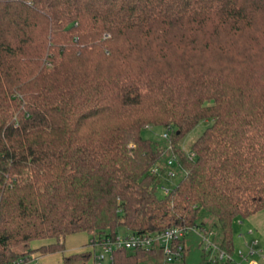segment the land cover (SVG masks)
<instances>
[{
	"label": "trees",
	"instance_id": "obj_1",
	"mask_svg": "<svg viewBox=\"0 0 264 264\" xmlns=\"http://www.w3.org/2000/svg\"><path fill=\"white\" fill-rule=\"evenodd\" d=\"M263 209L264 0H0V264L76 233L194 225L233 255L234 221ZM191 233L172 264H212ZM90 263L88 247L61 264Z\"/></svg>",
	"mask_w": 264,
	"mask_h": 264
},
{
	"label": "built area",
	"instance_id": "obj_2",
	"mask_svg": "<svg viewBox=\"0 0 264 264\" xmlns=\"http://www.w3.org/2000/svg\"><path fill=\"white\" fill-rule=\"evenodd\" d=\"M164 136L167 137V134L165 133ZM167 165L175 166L176 158L174 156L169 157ZM158 170L159 167L157 166L153 168L154 172ZM166 175L169 182H172V179L177 175V171L175 168L169 167ZM162 188L165 192H169L171 185L167 183ZM190 232L198 233L203 238L205 249L212 251V264H219L218 261L224 260L225 258L231 259L234 264H240L234 261L233 255L218 247L212 239V231H207L205 228H200L195 225L188 227H167L159 232H137L120 229L114 235L92 238L90 239L89 247L94 252L93 264H110L113 261V252L119 248L158 251L162 253V258L159 261L160 264H172L184 258V241ZM30 259L32 258H20L8 264H25Z\"/></svg>",
	"mask_w": 264,
	"mask_h": 264
},
{
	"label": "rangeland",
	"instance_id": "obj_3",
	"mask_svg": "<svg viewBox=\"0 0 264 264\" xmlns=\"http://www.w3.org/2000/svg\"><path fill=\"white\" fill-rule=\"evenodd\" d=\"M210 121H201L183 140V148L187 151H190V145L192 141H194L198 136L202 134L205 128L209 125ZM166 132V129L162 126H149L145 127L142 130V135L144 137L153 139V140H162L163 135ZM179 181V178H173L172 183H176ZM257 235L255 233H250L248 224L246 219L238 218L233 223V241L235 250L233 253L234 261L240 264H249L252 260H261V256L259 253L260 249L264 250V241H261L259 244L256 243L255 237ZM90 236L86 232L72 234L67 237V244L72 240L76 244V250L87 249L89 247ZM189 239H194V245L191 248L194 249V256L192 258L193 262L199 259L200 253L202 252V248L204 245L203 238L198 233H191L188 235ZM86 243V244H85ZM85 244V245H84ZM74 252V251H73ZM68 251L66 252V254ZM72 253V252H71ZM70 254V253H68ZM109 256V253H108ZM260 256V257H259ZM108 260V259H107ZM93 264V263H90ZM157 264H160L158 262ZM264 264V261L261 262Z\"/></svg>",
	"mask_w": 264,
	"mask_h": 264
},
{
	"label": "crops",
	"instance_id": "obj_4",
	"mask_svg": "<svg viewBox=\"0 0 264 264\" xmlns=\"http://www.w3.org/2000/svg\"><path fill=\"white\" fill-rule=\"evenodd\" d=\"M250 233H255L257 236L255 237V240L257 244H259L261 241H264V209L261 211H258L249 217L246 218ZM82 233V232H81ZM89 241V240H88ZM67 244V238L65 240V249L62 251H57L53 253H48L44 255L34 254L29 261H27L25 264H61L63 261V258L65 255L71 252H76L80 250H76L77 247L74 241L69 242V245ZM86 244V243H85ZM84 244V245H85ZM68 253L66 254V252ZM261 260H252L249 264H261V262L264 261V250H259ZM259 256V257H260Z\"/></svg>",
	"mask_w": 264,
	"mask_h": 264
}]
</instances>
